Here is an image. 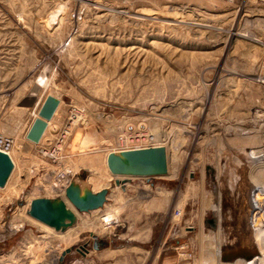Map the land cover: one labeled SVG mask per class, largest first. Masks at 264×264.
<instances>
[{"label":"rangeland","instance_id":"374dc122","mask_svg":"<svg viewBox=\"0 0 264 264\" xmlns=\"http://www.w3.org/2000/svg\"><path fill=\"white\" fill-rule=\"evenodd\" d=\"M50 95L45 137L70 130L59 164L26 137ZM125 134L169 156L168 176L127 196L106 166ZM0 135L17 165L0 264H83L96 241L98 264H264V0H0ZM57 171L110 188L65 232L27 215L58 197Z\"/></svg>","mask_w":264,"mask_h":264},{"label":"water","instance_id":"95a60500","mask_svg":"<svg viewBox=\"0 0 264 264\" xmlns=\"http://www.w3.org/2000/svg\"><path fill=\"white\" fill-rule=\"evenodd\" d=\"M60 100L48 96L44 101L37 117L32 123L27 139L33 144L41 142L51 146L52 138L45 137L47 129L57 134L56 127L49 126L53 120ZM107 168L115 178V185L122 187L133 178H162L169 174V156L165 146L110 152L106 157ZM15 170L11 157L0 151V189L6 188ZM110 188L97 193L82 184L74 177L64 193V197L37 198L30 202L27 215L33 220L53 229L56 232H65L74 227L78 221V214H87L105 207ZM98 249V244L94 245ZM67 250L64 256L70 253Z\"/></svg>","mask_w":264,"mask_h":264},{"label":"built area","instance_id":"2783aa9c","mask_svg":"<svg viewBox=\"0 0 264 264\" xmlns=\"http://www.w3.org/2000/svg\"><path fill=\"white\" fill-rule=\"evenodd\" d=\"M70 130L68 128L63 129V131L56 137V141L51 146H45L42 144V142L39 144V155L43 158H49L52 160L53 163L59 164L63 158L62 156V149L65 145L66 139L69 136ZM139 137H136L138 140ZM129 139H133L132 135H122L118 140V147L113 150V152H120V151H126V150H134V149H144V148H151V147H157L160 145L152 144L148 146H135V147H128L126 143H128ZM15 149V141L13 138L0 135V151L4 152L8 155L12 154V152ZM55 179H56V190L58 193V197L64 196L65 190L70 185L72 181L71 173L70 172H64V171H57L55 173ZM62 195V196H61ZM106 206V205H105ZM181 212L179 210H176L175 213V219L180 218ZM97 243L94 242V245ZM99 244V243H97ZM93 245V246H94ZM188 244L177 242V246L175 247V250L179 253V256L182 258H187L189 256L188 252ZM83 249V248H82ZM84 252H82V256L86 260L83 264H98L95 260L89 259L88 254L90 253L89 250L83 249Z\"/></svg>","mask_w":264,"mask_h":264},{"label":"crops","instance_id":"0c3cea01","mask_svg":"<svg viewBox=\"0 0 264 264\" xmlns=\"http://www.w3.org/2000/svg\"><path fill=\"white\" fill-rule=\"evenodd\" d=\"M16 166L17 165H15V170H16ZM15 170H14V172H15ZM14 172H13V174H14ZM13 174H12V176H13ZM12 176H11V178H12ZM11 178H10V180H11ZM133 179H139V178H133ZM133 179H131V180H133ZM146 179V178H145ZM9 180V181H10ZM133 187L131 186V185H129V188L128 189H122L123 190V192H124V194H125V196H127V194H129V193H127V192H136V191H134V189H132ZM129 200H132V198H129ZM24 223H25V221H24ZM19 227H21V225L19 226ZM186 228L184 227H182L181 228V237L182 238H184L185 236H186ZM94 245V244H93ZM99 252H100V250H99V248L98 249H94V246L92 247V250L90 251V253L88 254V258L89 259H94V258H97L98 257V255H99ZM83 257V256H82ZM83 259H84V257H83Z\"/></svg>","mask_w":264,"mask_h":264},{"label":"bare ground","instance_id":"6f19581e","mask_svg":"<svg viewBox=\"0 0 264 264\" xmlns=\"http://www.w3.org/2000/svg\"><path fill=\"white\" fill-rule=\"evenodd\" d=\"M36 117H39V113H38V115H36ZM51 122H52V121H51ZM51 122L49 123V126H50ZM47 130H48V129H47ZM46 132H47V131H46ZM12 154H13V153H12ZM12 154H10L9 156L11 157V159H12L13 162H14V164L16 165V162H15L14 157H13ZM106 166H107V163H106ZM107 169H108V168H107ZM108 171H109V170H108ZM85 187H87V186L82 185V188H85ZM104 220H105L106 223H107V228H106V229L109 228V229H111V230H114V229H116V228L118 227L117 222H115L113 218L107 217V219L104 218ZM252 258H253V257H252ZM253 263H254V260H253Z\"/></svg>","mask_w":264,"mask_h":264},{"label":"trees","instance_id":"16d2710c","mask_svg":"<svg viewBox=\"0 0 264 264\" xmlns=\"http://www.w3.org/2000/svg\"><path fill=\"white\" fill-rule=\"evenodd\" d=\"M102 244V243H101Z\"/></svg>","mask_w":264,"mask_h":264}]
</instances>
